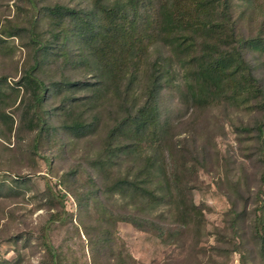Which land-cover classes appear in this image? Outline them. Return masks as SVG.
<instances>
[{"label":"rangeland","instance_id":"1","mask_svg":"<svg viewBox=\"0 0 264 264\" xmlns=\"http://www.w3.org/2000/svg\"><path fill=\"white\" fill-rule=\"evenodd\" d=\"M93 1L0 0V264H264V0H230L241 54L259 91L225 77L197 101L190 64L169 63L160 42L139 56L129 98L110 86L105 97L92 90L101 65L119 57L114 38L99 29L79 37L83 26L53 9L87 13ZM177 2L194 15L190 0H171ZM98 22L104 25L101 15ZM134 25L138 39L149 33L144 22ZM38 48L35 74L47 88L48 128L39 138L30 127L32 93L18 84ZM157 62L165 74L159 124L141 133L153 147H122L136 142L129 133L109 142L125 104L144 105ZM65 82L89 86L67 91ZM91 117L94 125L73 129ZM149 159L162 173L145 177ZM121 181L159 189L161 202L143 204L131 186L121 190ZM191 203L203 218L185 215ZM128 215L151 223L135 229L121 221Z\"/></svg>","mask_w":264,"mask_h":264},{"label":"trees","instance_id":"2","mask_svg":"<svg viewBox=\"0 0 264 264\" xmlns=\"http://www.w3.org/2000/svg\"><path fill=\"white\" fill-rule=\"evenodd\" d=\"M190 2L194 7L193 16L183 13L178 7V2L172 5L171 0H150L147 7L144 0H116L111 4L107 0H94L91 10L87 13L76 12L59 6H56L53 11L63 12L64 15L71 16L80 26H83L81 31H77L79 37L82 34L92 37L98 29L103 32V37L109 34L113 36L119 57L106 59L101 65L100 75L96 77L97 82L92 86V90L102 92L101 96H107V86H110L112 91L117 92V97L120 94V96L129 98L140 72L138 68L140 65L139 56L144 55L154 42H160L168 49L171 55L169 63L175 59V61H186L187 64H190L192 80L189 89L190 95L195 101L201 97L202 91L211 92L214 83L223 82L225 77L234 80L239 77L243 86L245 85L244 87L258 90L256 86L253 87L256 84L255 79L241 54L242 42L237 40L234 31L230 0H190ZM98 15H101L104 25L98 22ZM142 22L146 24L149 33L138 39L133 35L136 29L134 23L140 24ZM40 52L41 48H38L34 54L33 65L24 71L18 82L20 87H24L32 93L34 114H32L30 127L37 129L38 138L44 136L45 130H48L42 110L47 88L35 74V69L38 66L37 53ZM154 65L157 69L149 79L151 86L146 92L147 99L144 105L137 108L128 104L124 106L123 99L125 115L119 116L114 127L108 132L107 139L109 142L119 141L121 136L124 137L125 133H129L132 140L137 135V140L132 145L125 144L122 147L131 151L133 149L143 151L148 147H153L152 138L142 136L141 133L147 126L159 124L156 117V100L165 74H160L158 62ZM77 85L81 89L89 86L86 83H64L67 91ZM201 85L204 87H200ZM96 120L97 118L91 117L86 124L81 123V120L75 121L73 129L82 131L86 125L87 127L94 125ZM256 129L260 132L261 126ZM117 146H121L120 143L114 145V147ZM148 161L151 164L147 168L145 177H150L151 171H155V169H160L162 173L163 168L153 166L154 160L149 159ZM118 184L122 191L127 186H131L127 190L136 193V198L142 200L145 205L147 203L155 205L161 202L162 198L157 194L159 189L151 191L149 188L145 189L138 184L132 185L128 181H121ZM184 213L189 218H203L202 213L192 203ZM120 219L141 231L151 223L150 220L139 218L136 215H128L127 218ZM44 243L52 260H54V249L49 244L46 232H44Z\"/></svg>","mask_w":264,"mask_h":264}]
</instances>
